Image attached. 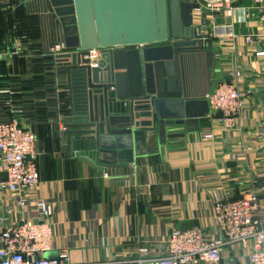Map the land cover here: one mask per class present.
<instances>
[{
	"label": "crops",
	"instance_id": "obj_1",
	"mask_svg": "<svg viewBox=\"0 0 264 264\" xmlns=\"http://www.w3.org/2000/svg\"><path fill=\"white\" fill-rule=\"evenodd\" d=\"M209 28L220 63L213 91L230 82L228 69L235 66L242 72L235 84L253 95L246 100L239 131L206 136L205 127L215 129L210 121H204L194 133L180 128V134L163 148L160 159L153 157L160 166L152 175L147 195H137L142 175H128L132 184L128 187L111 186L96 166L74 158L72 150L57 143L52 126L44 130L42 122H25L39 136L43 152L38 159L40 182L33 199L39 201V210L53 227V250L46 256L54 258L65 249L76 264H134L141 257L160 256L173 228L200 227L211 233L214 203L238 200L248 192L258 196L264 224L260 129L264 119V57H256L264 50V6L261 11L255 0H237L235 9L217 15ZM28 73L24 61L0 62V92H26L19 80ZM21 104V97L0 94V123L14 119L13 110ZM4 179L0 161V180ZM13 204V196L0 190V218L7 224L19 218L18 212H7ZM248 254L249 250L234 246L224 251L221 264H246Z\"/></svg>",
	"mask_w": 264,
	"mask_h": 264
},
{
	"label": "water",
	"instance_id": "obj_2",
	"mask_svg": "<svg viewBox=\"0 0 264 264\" xmlns=\"http://www.w3.org/2000/svg\"><path fill=\"white\" fill-rule=\"evenodd\" d=\"M50 1L71 51L51 60L56 83L44 105L62 148L128 173L160 159L180 128L198 132L214 117L207 96L220 63L208 23L193 26L191 0ZM91 51L101 53L98 67Z\"/></svg>",
	"mask_w": 264,
	"mask_h": 264
},
{
	"label": "built area",
	"instance_id": "obj_3",
	"mask_svg": "<svg viewBox=\"0 0 264 264\" xmlns=\"http://www.w3.org/2000/svg\"><path fill=\"white\" fill-rule=\"evenodd\" d=\"M191 1L195 28L203 27L205 22L210 25L217 15L234 10L237 2ZM255 2L262 11L264 0ZM0 18L1 23H5L7 33V38L0 47V62L13 61V56L26 63L34 60L37 67H44L41 70L42 76L50 78L48 86L42 88L45 96L40 100L34 94L27 95L22 90L0 92L3 96L11 94L15 95V99L21 97L23 100V104L13 110L16 117L0 123V161L5 174V179L0 180V190L8 192L14 198V204L8 208V214L19 213L18 220L13 223L7 224L4 218H0V264H76L71 261L69 252L65 249L59 251L54 258H46V254L53 250V227L49 218L39 210V201L33 199L40 182L38 159L43 152L39 147V136L25 123H34L26 112L30 106L28 103L33 104L35 108L44 107L46 98L52 95L50 91H53L56 77L51 60L56 55L71 51L67 50L61 41V24L59 19L55 18L50 0H0ZM246 40L252 41L250 37ZM256 57H264V50L257 53ZM100 58V51H91V67H98ZM228 73L230 82L219 84L212 94L207 96L214 117H209L206 121L214 122L215 129L205 127L206 136L217 131H239L246 100L253 95V91H242L235 84L234 81L242 75L238 67H229ZM34 76L32 72L20 75V86L23 88ZM8 104L9 107L13 106L12 101ZM260 129L264 143V119ZM72 155L74 158L97 164L90 152L73 150ZM159 166L160 164L157 165L154 160L147 158L129 166L128 173L107 167L102 168L100 172L111 186L123 188L132 185L131 181L127 180L128 175H142L144 180L137 189V195L143 197L149 193L152 175ZM258 204V196L254 192H248L238 200H217L211 212V233L200 227L173 228L168 239L164 241L162 255L141 257L133 263L221 264L225 250L240 246L249 250L246 264H264V224Z\"/></svg>",
	"mask_w": 264,
	"mask_h": 264
},
{
	"label": "trees",
	"instance_id": "obj_4",
	"mask_svg": "<svg viewBox=\"0 0 264 264\" xmlns=\"http://www.w3.org/2000/svg\"><path fill=\"white\" fill-rule=\"evenodd\" d=\"M1 18H0V41L4 43V39L6 40L7 38V33H6V28H5V23H1ZM31 63V64H30ZM26 63L27 67L29 69V72H32L34 74L33 80L31 82L27 81L24 84V88H26V94H34V96L40 100L43 98V95L45 96V93L42 88L48 86L47 83H50V78H47L46 76H42L41 70L44 67H37V64L33 60V62ZM32 65V67H31ZM42 76V77H41ZM46 90V88H45ZM32 92V93H31ZM30 105L28 109L26 110L28 117L32 118L34 122H42V125L44 126V130L49 128V120L51 118V113L49 112L48 108L46 107H37L35 108L33 104L28 103ZM47 127V128H45ZM43 130V132H44Z\"/></svg>",
	"mask_w": 264,
	"mask_h": 264
}]
</instances>
